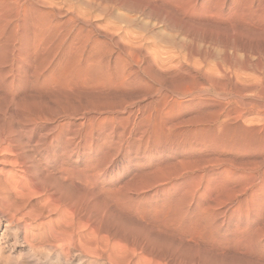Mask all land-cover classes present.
Masks as SVG:
<instances>
[{
	"label": "rangeland",
	"instance_id": "1",
	"mask_svg": "<svg viewBox=\"0 0 264 264\" xmlns=\"http://www.w3.org/2000/svg\"><path fill=\"white\" fill-rule=\"evenodd\" d=\"M25 1L22 0V2H25ZM52 1L53 2L55 1L54 2L55 6L61 5L60 7H61V11L63 13L62 14L63 18H62V16H61V18L60 17L58 18V20H60V22L66 21L67 20L66 17H68V18H69V16L71 17L73 11H74L75 15H79L80 18H78V19L80 22L83 21L82 19L85 18V15L88 16L90 14V11L86 9L85 5L84 6L82 5V8H81V4L82 3L84 4V2H83L84 0H77V1L76 0H70L71 5H69L70 4L69 0H65L66 5H68V7H70V9L69 8L67 9L68 11L64 9L67 7L64 3L65 1H63V0H58L59 2L56 0H52ZM214 1L215 2L217 1L218 3L217 2L215 3ZM192 2L196 3L195 4L196 10H194L196 12L191 11L192 14L188 13L190 18L194 16L192 18L193 23L190 22L191 25H194V27H192L193 29H191V32H192V35H194V36L198 35V36L194 37V39H193V36L190 35L189 36L190 39L188 38V41L184 38L185 36L183 37L182 34L176 32V31H170L167 28V26H165V25L153 24L148 19H145V18L141 19L142 17H140V15H138V14L124 11V10L120 9L118 6L113 7L110 3H107V2H105L103 5H104V7L108 6L109 12L107 11L106 15H104L103 18L101 15L97 17L98 13H96V12H93L94 16L93 15L90 16V22L92 21L91 23H92L93 27L96 26V29L94 30L95 37H97L100 41H102L101 46H102L104 51L117 49V43H118V44H120V46H122L121 49L138 50L140 53V62L142 64V66H140L141 69L138 73V76L141 80V83L138 84L139 87L137 85H136V87L138 89H140L141 91L142 90H144V91H142V93H139L140 90L138 91L137 88L136 89L138 92L135 91L136 90L135 88H131V89H129V90L127 89V90L129 92H131L130 93L131 97L133 95L134 98L133 97L131 98L130 94L127 95L128 97L126 96V97H123L122 99H119V98H118V100L116 99V102H115V99L109 98L108 101L111 103H114V108H116V111H114L115 115H117V118L120 116V117H123V119L124 118L126 119V117L128 116L127 114L129 113V110L138 109L139 110L138 116L140 115L141 117L139 116L137 121H140L144 118H145L144 120H146L148 117L147 120H149V121L143 120L142 123L145 124L144 122H146L148 124L147 126H150L149 124H151V126L149 127V128H151L150 130L157 129V133L160 135L158 136V134H154V133L150 134V132H148L149 134L147 133L148 135L146 134V136L143 137L141 143L138 142V144H137L136 141L133 140L134 136H132V134H131L132 125L130 127L129 125L131 123H127V124H125V126L126 125L127 126L126 127L124 126L126 128V135L123 136L124 138L122 139L120 137V139H119V137L116 135V133H117V131H116L114 133L116 136L113 137L114 139L110 140L111 143L109 142L110 143L109 145L108 144L104 145L107 147H104L103 144L96 145L97 142H96V144H94L90 148H88V146L86 144H82V146L80 148L81 151L76 152V154L75 153L73 154V165H72L73 166V174H72V176L73 175L74 176L73 177L71 176L72 178H70V179H72L73 181L71 180L70 182L74 183V186H73V184H72V186L76 187V188H74V189L72 188L73 189L72 190L69 186H66V184L68 185L67 181H59L60 182L59 185L62 184L61 187H63V188H61V189L59 188L60 191L58 190V192L56 190L53 191L54 195L57 194L56 195L57 197L55 196V198H57V199L58 198L60 199L61 195L66 196L67 193L65 190H67V192L69 191V193H70V194L68 193V195H67V196L70 195L69 198L67 199V201H69V202L65 201L66 200L65 196H63L64 199H63V197H61L64 200V202L62 199H60L58 201V203L61 202L58 205L60 207V209L62 208V206H64L63 209H61L62 212H61V210L53 211V213L49 212L48 209L45 208L46 206L44 205V204H46V201H47L45 199L44 195L42 197L30 196V197H26V198L25 197L21 198V197H17L14 192H10V190H8L9 191L8 195L11 197L10 200L13 201V203L15 204V206H17V208L19 209L20 212H22L23 210L27 211V209L29 208L28 210L29 211L32 210L30 212L33 215H35L37 213H40V214L44 213L43 215L46 216V217H44L46 222H49L51 220L54 221V220L58 219L59 214L61 215V213H62V215L64 213L65 218H69V220L73 219L72 221L73 222L75 221L74 223L76 224L77 237L74 240V243L72 245H70L68 243L69 241L61 240L59 242L60 239L59 240L56 239L57 240L56 241L55 239L53 240L50 237L47 238L46 236H44L43 231H41V233L37 236V238L35 240H32V243L30 244V245H32L34 243L33 245H35V246H33V245L30 246L29 243H27V245H26L25 238H24V231H25L24 227L20 228L22 230V232L19 233L20 239L16 240V236H14L15 234L13 232H9L8 235H5L6 220L10 219L9 217H11L12 213L15 214V212H14L15 210L9 211L6 209V207H4V208L0 209V239L2 238V234H4L3 239L0 240V242H1L2 251L4 252L5 255L12 257V255L15 254L14 255L15 257H13L12 260H15L16 257L20 255L19 256L20 259H18V261H21V262L27 261L28 264H136V263L137 264H140V263L141 264H145V263L146 264H155V263L156 264H158V263L159 264H264V218H263L264 214H262V211L264 213V210L262 207L257 205L258 204L257 202H254V201H256V198H254V197L257 196V195H254V194H257L255 192L257 190V185H264V181H263L264 180V157L258 151L259 150L258 149L259 144H261V142H262V141H259V140H261L260 135L263 134V130H264V89H263V87H264V71H263L264 70V48H263L264 47V36H263L264 35V0H223L222 2H221V0H213V1L212 0H194V1L192 0ZM108 4L110 5V7ZM74 5L77 7H75ZM209 5L210 6L214 5V7L211 6V9H210ZM60 7H58V8H60ZM74 8L76 9V11ZM206 8H207V11H205ZM78 9H80V13L83 12V13H81V16H80V13H78L79 12ZM216 9L218 10L217 11L218 13L215 11ZM69 12H71V13H69ZM209 12H210V14H208ZM213 12H216L217 15L214 14V16H213ZM84 13H85V15H84ZM204 14L206 15L207 19H206ZM260 14H262V16ZM211 15L213 16L214 19L212 18ZM218 15H219V17L215 18V16H218ZM64 16H66V17H64ZM209 16L211 17V19L209 18ZM119 17H120V19H119ZM95 18H96V20H95ZM97 18H99V19H97ZM198 18H199V21H197ZM106 19L109 20V22ZM208 19H209V24L211 26L207 22ZM113 20L115 21V23L113 22ZM216 20L220 23V25ZM210 21L211 22L214 21V23H213L215 25L214 30L212 28L213 25ZM196 22H198V24H197L198 26L196 24H194ZM103 23H104V25H103ZM121 23H123V24H121ZM204 23L208 24V25L206 26V25H204ZM227 23H230L229 24L230 27L228 26ZM101 24L103 25L104 28H105V26H107L106 28L108 30H106L104 28L102 29ZM79 25H82V23H80ZM100 25H101V27H100ZM115 25L117 27L120 25L119 29L116 28ZM123 25H124V27H123ZM232 25H234V26H232ZM113 26H115V27H113ZM121 26L124 28V31H123V28ZM197 27H199V28H197ZM246 27H248L249 29H247ZM245 28H246V30H245ZM148 29H150V30H148ZM205 29L207 30V32ZM234 29H236V30H234ZM253 29L257 30V34L255 32L256 30L254 31ZM111 30H112V32L117 31V34L112 33ZM135 30H137V31H135ZM258 30L260 32L259 34H258ZM196 31L203 33V34H200L197 32V35H196ZM213 31H215L214 35H213ZM244 31L246 32V34L249 31H252V32H249L248 36L249 35L250 36L246 37V34ZM67 32H68L67 30H64L65 34H63V36L67 35ZM110 32H111V34H110ZM164 32H165V34H164ZM216 32H218V35H215ZM221 32L223 34H221ZM253 32H255V33H253ZM74 33H75V29L72 31V34H74ZM109 34L111 35V37ZM251 34L252 35L254 34V36H252ZM232 35L235 36V40H236L235 42L233 39L234 37ZM238 36H242V37H238ZM65 37H68L67 38L68 42L72 41L71 39L74 38V40H75V38H76L74 36L72 37V35L65 36ZM133 37H134V39H133ZM181 37L183 40L181 39ZM201 37H203V38H201ZM211 38H213L214 40H212ZM162 39H164V40H162ZM258 39H259V41H258ZM183 41H184V43H183ZM236 42H237V44H236ZM226 43H228V44H226ZM239 43L241 44L242 47L245 46L246 49H245V47H244V49L242 47H238ZM164 44H165V46H164ZM233 44H234V46L236 44V47H237L236 49H233V48H235L234 46H232ZM223 45L225 47H228L230 45L231 46L225 49V47H223ZM179 46H180V48H179ZM181 46H182V48H181ZM231 47H233V48H231ZM189 51L192 52L193 56L192 55L190 56V54H188ZM225 51H226V54H225ZM168 53H169V55H168ZM182 54H184V55L182 56ZM216 55H218V56H216ZM160 57H162V58H160ZM168 57L170 59L169 62H168V60H169ZM224 57L226 58V60ZM69 58L70 57H66V60L70 61L72 59V58H70V59ZM147 58H149V60L151 61V63H152L151 67L152 68L150 67L151 69L149 68V70L147 69L144 71L143 67H146V66H144V65H146L144 60H146ZM165 59L166 60L168 59L167 62ZM196 59L199 61H197ZM163 60H164V62H163ZM186 61L188 63H186ZM162 62L165 64H163ZM179 63H180V66L178 65ZM191 63H192V65H191ZM197 63H198V66L196 65ZM153 65H154V67H153ZM161 65H163V67ZM208 67L210 69V72L208 70ZM220 67H221V69H220ZM205 68H207V69H205ZM212 68H214V69H212ZM234 69H235V71H237V72L240 71V72L237 73V72L233 71ZM212 70L214 72L216 71L215 72L216 75H215V73H211ZM186 72H187V74H186ZM220 73H222V74H220ZM25 74L27 75V76L25 75V81H26V77H27L26 82L28 84H30V83L31 84L28 85L25 82V83H22L23 85L21 84V86L18 88L19 90L17 92V97L19 95L21 97V98L19 97L20 99L17 100L19 107H16L17 109H11V111H9L10 112L9 113L8 111L4 110V108L6 106L5 102L7 103V101L5 99L4 100L0 99V106L3 105V106H1V109H0V114H1V116L3 115L2 118H0V122L2 121L3 124L0 123V126L1 125L5 126V127L10 126L9 125L10 122H13L15 120L13 123H11V126H13L12 128L16 127L15 130L18 129V127H21V128L25 127L26 129H35V130L37 129V131L34 130V133H35L34 136H24L22 138H24L25 141L23 139H20L19 143L20 144L23 143L24 144L23 146L26 147V149H23L24 152L30 154L31 156H33V154H35L34 157H35V159H37L36 160L37 163L43 165V166L41 165L39 168V171L41 173L44 170L43 171L44 173H42V177L44 176L45 173H46L45 174V176H46L47 173L51 174V172H52V174L54 173L53 174L54 176H56L58 174L57 171H59V169H58L59 167L57 166V164L54 163V157L59 155L60 153L64 152L63 149L65 148V145L64 144L59 145V144H57V142H54L53 145H50L49 148L47 146L46 147L40 146L42 144H39V143L44 138V135H45L44 132H46V130H49V129L51 130L52 128H54L55 123L59 122V120L61 121L62 118H65V117H63L64 115L70 116L71 112L74 114L75 117L72 115L69 117V119L71 121L73 120L72 122L74 123V125H71L70 127H71V129H76L77 127H79L78 126L79 123L82 122V120H81L82 117H84V116L88 117V116H90V114H92L91 116H93L94 113H96L93 110V107L98 104V101L96 99L92 98V96L88 98L87 96H84V95L81 96V98L77 97V99H79V100L76 99V101H78V102H76L74 100L76 97H73V96H69L67 102H66V99H62V98L57 99V97H55V95L53 93L42 91V89L39 88V83L37 82V80H34L35 79L34 77L30 76V73L28 74L25 72ZM211 74L213 76H211ZM217 75H219V77ZM212 77H214V78H212ZM215 77H217L218 79H216ZM194 78H195V81H194ZM208 78L209 79L212 78L211 80H213V79L216 80V82L214 80L213 81L210 80V82H213L214 85H213V83L208 82V80H209ZM245 79H247L248 81L247 80L245 81ZM192 81H193V83H192ZM180 82H182V83H180ZM216 83H218V84H216ZM33 84H35V85H33ZM24 85L25 86L27 85V87H25ZM178 85H179V87H178L179 89L177 88ZM248 85H249V87H248ZM180 86H181V88H180ZM250 86L251 87L254 86V87L251 88ZM36 87L39 90L41 89V91L37 90ZM192 87H193V89L196 87V88H198V90L194 89L191 92ZM245 87H247V88H245ZM24 88L25 89L27 88V89L25 90ZM30 88H32V90L35 89L34 91H36V92H34V93L31 92ZM181 89H182V91H181ZM185 89H187V91L188 92L190 91L191 93H188ZM27 90H28V92H30L29 94H28ZM131 90L132 91L134 90V91L132 92ZM200 90H202L201 93L198 92ZM1 92L4 93V94L1 93L2 96L4 95L3 97H6L5 94H7V93H5L4 91H1ZM43 92H44V94L46 93V96L43 94ZM197 92H198V94H202L203 96L205 95V97L207 96V98H206V101H204L205 103L203 102V104H197L195 106V103L190 102L189 100H190V97H192V95H194V94H197ZM238 93H240V94H238ZM21 94H22V96H21ZM33 94H35V95H33ZM40 94H43V95L40 96ZM183 94H185V95H183ZM30 95H32V97L35 96L34 100ZM36 95L39 96L38 99H37ZM135 95H137V96H135ZM164 95H167V96H164ZM24 96H25V98H24ZM138 97H140V99H138ZM164 97H166L165 99L167 100L166 105L164 103V101H166L164 99ZM42 98H44V99H42ZM48 98L51 100H47ZM91 98H92V100H90ZM130 98L132 99L131 101L127 100ZM161 98L164 99L162 102H161V100H162ZM21 99H23V100H21ZM30 99H32V101H29ZM35 99L38 100V101L36 100L37 103L35 102ZM45 99H46V101H44ZM82 99H86V100H82ZM87 99L89 101H92L90 104L91 107L87 106L88 105L87 102H89V101H87ZM171 99H173V103H172ZM208 99H210V100H208ZM57 100H58V102H56ZM120 100H123V101H120ZM71 101H72V103H70ZM80 101L81 102L83 101L82 104L84 102H86V103H84L82 105ZM96 101H97V103H95ZM176 101H177V103H178V101L179 102L184 101L186 103H184V105H183L184 107L181 106V109H179L180 107H178V109H177ZM41 102H43V103H41ZM47 102H49V103H47ZM44 103H47V104H45L44 106L41 107V105H43ZM66 103H68V104L66 105ZM76 103H77V105H76ZM128 103L130 106L127 105ZM169 103H172V104L175 103L176 107L173 105V108L175 107V111L173 112V116L171 115V111L174 110L172 107H171L172 109H171L170 113L168 112L169 116L170 115L172 116V117L170 116L171 117L170 120L172 121V125H173V127L169 126L170 128L168 131V129H166V130L163 129L164 119L162 118V116H163L162 110H163V108H165L164 105L169 106ZM172 104H170V105L172 106ZM22 105H25V116L23 114L24 111L21 108ZM37 105H39V107H41V109H38ZM161 105H162V107H161ZM34 106H35V108H34ZM124 107H126L125 111L121 110ZM32 108L37 109V110L36 111L34 110V112H33ZM70 108H71V110L73 109V111H71ZM85 108H87V109L85 110ZM139 108H142V109H139ZM153 108H155V109L153 110ZM50 109H52V110H50ZM64 109H66V110H64ZM83 109L85 111H82ZM38 110H41V111L43 110L42 111L43 113H41V111H38ZM68 111H71V112H68ZM150 111H152V112H150ZM76 112H78V113H76ZM142 112H144L145 114H143ZM195 112H196V116H194ZM200 112L202 113V115ZM207 112H208V114H207ZM8 113H9V115H7ZM16 113H18L19 115ZM20 113H21V116L23 115V118L26 117L25 119H27V115H31V116L33 115L34 116L36 114L38 116V113H40V114L38 116L39 118L36 115L34 116V119H36V123H33V124L30 123L31 124L30 125L29 123H26L25 119H23L20 116ZM174 113H176L177 116H175ZM204 113H205V115H204ZM4 114H5L6 119H4ZM10 114H12V115H10ZM146 114L147 115L150 114V117L149 116L144 117V115H146ZM198 114L200 115V117ZM212 114H215L216 117L217 116L218 117L217 118L213 117ZM41 115H43V116H41ZM44 115L46 116L45 121L43 120V118H45ZM54 115L57 117L56 119H55ZM58 115H59V117H58ZM79 115H81V116L79 117ZM8 116H10L11 118ZM15 116H17V117H15ZM151 116L153 118H151ZM155 116L159 117L160 120L158 121L159 118H156ZM189 116H190V118H189ZM209 116H211V117H209ZM53 117H54V119H53ZM175 117H176V120L173 121V119H175ZM193 117H195V118H193ZM202 117H204L203 118L204 120H206L208 118L210 119L212 117L214 119L216 118L217 120L211 119V121L214 120L213 123L211 121H208L209 119L206 120L207 122H204ZM7 118H10L9 119L10 121ZM21 118H22V120L25 121V122L23 121L24 122L23 124H22V122L19 123V121H21L20 120ZM139 118H141V119L139 120ZM190 119H192L191 122L194 120L195 121L197 120L196 121L197 123L194 122L193 123L194 126L191 124V122H190V124H188ZM50 120H51V122H50ZM198 120L201 122H204V123H201ZM8 121H9V124H8ZM178 122H181V124L179 123L180 126L175 129L176 125L174 126V123L175 124L177 123V126H178L179 125ZM182 122H184V123H182ZM254 123H256V124H254ZM162 124H163V126H162ZM182 124H183V126H181ZM196 124H197V126H196ZM210 124L213 127L215 126L217 128L216 132H215L217 134H215V133L213 134V132L211 133V129H208L210 127L212 128V126ZM218 124H221L219 128L217 127ZM222 124L225 126H222ZM156 125H157V127H156ZM153 126L155 128H152ZM195 126L198 128L197 132L199 135L197 134V132L195 135V131L197 129ZM206 126H208L207 129H205ZM193 127H194V129H193ZM80 128H81V126L77 129H79L80 131H85V127L83 125H82V128L81 129ZM178 128H180L179 129L180 132H179V130L177 131ZM246 128H248L249 131ZM159 129H162V130H159ZM190 129H192V130H190ZM200 129H202L201 131L208 130V131L203 132V134H206V133L207 134L203 135L201 133ZM163 133H165L164 136L162 135ZM167 133L170 136L166 135ZM172 133L175 135L177 134L176 135L177 137L175 135L173 136ZM178 133H180V134H178ZM189 133H192L193 135L189 134ZM153 134H154L153 139L156 138L157 140L156 139L152 140L151 135H153ZM187 134H189V135H187ZM200 134L202 136H200ZM212 134L216 137L219 136L220 138L218 137L219 138L218 139V138L214 137L215 141H212V142L201 140V139H208L209 140ZM179 135H180V137L178 138ZM190 135L191 136L195 135L196 137H198L197 141H196L195 136L192 138V137H190ZM165 136L167 138H165ZM187 136H188V138H185ZM258 136H259V138H258ZM189 137L191 138L192 142L190 141ZM171 138L173 140H171ZM183 138L185 139L184 143H183ZM144 139L145 140L148 139V140L145 141ZM165 139H166V142H164ZM188 139H189V141H188ZM160 140L164 144H162L160 142ZM21 141H23V142H21ZM27 141L28 142L30 141V142L28 143ZM121 141H122V143H121ZM151 141L153 142V144ZM154 141H156V142L158 141L160 146L158 143L155 144ZM176 141L179 143H177ZM180 141H181V143H180ZM186 141H187V143H185ZM134 142H135V144H134ZM196 142L199 143V145L195 144ZM205 142L208 143V145H203V144H205ZM216 142L220 145H218ZM256 142L258 143V145ZM37 143H38V145H37ZM124 143H126V144L124 145ZM131 143H133V144H131ZM142 143L145 144V146H143ZM169 143H170L171 147H169ZM247 143H249V144H247ZM31 144H33V145L31 146ZM111 144H112V146H111ZM154 144L156 145V147H154L155 146ZM189 144H191L193 149L191 146H189ZM224 144L228 145L229 147L231 146L232 148L234 146H237L238 144H239V146H242V147H238L239 150L237 147H234L233 148L234 150L230 147L232 149V151L228 152V151H226V149H228V150H231V149L228 146L226 147V145L224 146ZM243 144H245V146ZM246 144L248 146H246ZM25 145H27V146H25ZM157 145L159 146V149H158ZM210 145H212V146H210ZM255 145H257L258 147ZM113 146H116L117 148L116 147L114 148ZM209 146H210V150L208 149ZM243 146H244V149H243ZM31 147H34L35 149L34 148L32 149ZM94 147H95V149H94ZM100 147H102V148H100ZM149 147H150V149H149ZM202 147H204V148H202ZM225 147H226V149H225ZM205 148H207V149H205ZM254 148L257 151H255ZM214 149H215V151H214ZM252 149H253V151H252ZM56 150H57V152H56ZM89 150H91V151H89ZM182 150H183V152H182ZM216 150L219 153L216 152ZM163 151H164V153H163ZM210 151H211L212 155L210 154ZM243 151H245L246 154L243 153ZM82 152H83V154H86L87 156L83 157ZM150 152H152V153H150ZM217 153L219 154V156ZM36 157H38V158H36ZM52 158H53V160H52ZM178 160L180 161L181 164L183 162H188V163L187 164L184 163V166H182V165H180V163H178ZM40 161H41V163H40ZM85 163H87V164H85ZM175 163H177V164H175ZM206 164H208V165H206ZM172 165H173V167H172ZM170 166H171V168H170ZM180 166H182V169H179V168H181ZM199 166H200V168H198ZM0 167L4 168L5 170L6 169L11 170L12 169L11 167L5 166L4 164H0ZM42 167H43V169H42ZM87 167H90V168L87 169ZM161 167H162V171H164V169H165V171H164L165 175L164 174L162 175L163 178L166 177L168 179L170 176L172 178L170 177L171 180H169L170 178L168 180L165 178L164 179L162 178L164 180V182L162 179L161 180L159 179L162 183L156 184L154 186V182L158 183V181H157L158 176L160 177V174L162 171L160 172L159 175L158 174L156 175L157 179H155L156 177H154L155 173L156 172L159 173ZM175 167H178V168H175ZM195 167H197V168H195ZM44 168H48L49 170L48 169L46 170ZM173 168H175V169H173ZM85 169H87L88 174L92 175L91 176L92 182H90L91 185L89 188L84 187V184H83L84 183V181H83L84 176L82 174L80 175V173H79V171L85 170ZM155 169H156V171H155ZM158 169H159V171H158ZM229 169H231L232 172L234 171L233 172L235 175L234 177L232 176L230 178L229 175L227 176V174H225L226 170H229ZM166 170H168L167 172L171 171L170 172L171 174L170 175L168 173L166 174ZM175 170L176 171L178 170V172H176ZM182 170H184V171H182ZM47 171H49V172H47ZM76 171L79 174H76L75 173ZM150 171L151 172L153 171L154 175L150 174L151 173ZM174 171H175V174L173 175L172 172H174ZM40 172H39V175H41ZM164 172H162V173H164ZM235 172H236V174H235ZM178 173H180V174H178ZM176 174H178L179 176ZM201 174H202V177H201ZM167 175H169V177H167ZM175 175L177 176V178ZM75 176H76V178H75ZM80 176H81V179L79 178ZM180 177H182V179H180ZM197 177H199V178H197ZM40 178H41V176H40ZM144 178H148L146 180L147 182L143 181ZM194 178H195V180H194ZM206 178H209V179H206ZM220 178L223 179L224 182ZM232 178H234V180H232ZM246 178L248 179V181L251 180L250 182H252V179H253L254 184L246 187L248 185V183L251 184L250 182L247 181ZM1 179H4V178L1 176L0 180ZM151 179H153V180H151ZM172 179H174L175 181ZM190 179H192V183L194 185V186H192L194 189H192V187L191 188L189 187L191 191L189 189H187L188 187L185 188V184H187L186 186H191L190 185L191 184ZM212 179H213V181H212ZM244 179L246 180V184H245ZM184 180H187V181H184ZM196 180H198V181L196 182ZM1 181H3V180H1ZM141 181L145 182V183L141 184ZM194 182H196V183H194ZM217 182H219V183L217 184ZM222 182H223V185L225 184L224 186L222 185ZM243 182H244V185H243ZM213 183H214V185H213ZM165 184H168V185H165ZM196 184L200 185V186L197 187ZM207 184L209 187L207 186ZM80 185H82V187ZM144 185H147L148 187L145 186V187H143L144 189H142V186H144ZM218 185H221V189H220V186H218ZM239 186H240V190H239ZM128 187H130V188H128ZM160 187H161V189H160ZM202 187H204V189ZM214 187L217 190H215ZM218 187L220 190L218 189ZM225 187H227V188H225ZM162 188H163V190H162ZM195 188H196V190H195ZM63 189H64L65 194H62V193H64L63 191H61ZM82 189H84V190H82ZM138 189L140 190V192L137 191ZM154 189H157V190L155 191ZM205 189H207V190H205ZM213 189L215 191H213ZM221 190L223 192H221ZM235 190L236 191L239 190L240 192L238 191L236 193ZM107 191H108V193H106ZM253 191H254V193H253ZM151 192H153V193H151ZM84 193L86 194V196ZM59 195H60V197H59ZM109 195H110V197H109ZM216 195H218V197H216ZM72 198H76L75 199L76 201L73 199V202H75L74 204H76V206L75 205L72 206L73 202H70V200H72ZM216 198H218L217 200H219V201H217ZM44 199H45V201H44ZM82 199H85V200H82ZM250 199H251V201H250ZM61 204H63V205H61ZM31 206L34 209H32ZM64 208H65L66 212L64 211ZM254 208H256V209H254ZM3 210H5V211H3ZM147 212H149V213H147ZM171 212H173V213H171ZM259 212H261V213H259ZM147 214H149V215H147ZM18 216H21V215H18ZM148 216H151V217L154 216V217L150 218ZM201 216H202V218H201ZM157 217H158V219H157ZM153 219H155L156 221ZM66 220H68V219H66ZM200 220H201V222H200ZM152 221H154V222H152ZM201 224H202V227H201ZM18 225L24 226L23 223L19 224V222H15L13 224L14 227H16ZM54 226H55V224H54ZM98 226H99V228H98ZM89 231H90V233H89ZM208 232H209V234H208ZM261 232H263V233H261ZM190 236H192V237H190ZM252 236H253V238H252ZM87 237H89V239ZM61 242H63V243H61ZM169 242H170V244H169ZM152 244H154V245H152ZM194 244H195V246H194ZM150 246H151V248H150ZM165 246H166V249H165ZM31 247H34V250L30 251ZM186 247H188V248H186ZM13 248H15V250H13ZM124 254H125V256H124ZM32 256H34L35 258L33 257V259H31ZM13 262H15V261H13ZM16 264H19V262H17Z\"/></svg>",
	"mask_w": 264,
	"mask_h": 264
},
{
	"label": "bare ground",
	"instance_id": "2",
	"mask_svg": "<svg viewBox=\"0 0 264 264\" xmlns=\"http://www.w3.org/2000/svg\"><path fill=\"white\" fill-rule=\"evenodd\" d=\"M22 2V0H0V99H5L7 101V103L5 102L6 106L4 108V110L6 111H11V109H17L16 107H19L18 106V103H17V100L20 99V95L17 97V92H18V88L21 86L22 83H25L27 81V77H26V81H25V72L26 73H30V76L34 77L35 79L34 80H37V82L39 83V88L42 89V91H46V92H50V93H53L55 95V97H57V99H66V102L68 101V98L69 96H73V97H76L74 100L76 101L77 97L78 98H81V96H87L88 98L92 96V98L96 99L98 101V104L96 106L93 107V110L96 112L94 113L93 116H91L92 114H90V116L88 117H82L81 120H82V124L79 123V127L81 126L82 128V125L85 127V131H80L79 127H77L76 129H71V125H74V123L69 119V117L72 115L74 116V114L71 112L73 111V109L70 110L71 111H68V112H71L70 113V116H63L65 118H62V120L57 123H55V126L54 128H52L51 130H46L45 135H44V138L40 141L39 144H42L40 146H47L48 148L50 147V145H53L54 142H57V144L61 145V144H64L65 145V148L63 149L64 152L63 153H60L59 155L55 156L54 157V163L57 164V166L59 167V171H57V175L54 176L51 172L50 173H47V177H42V173H44L42 171V173L39 171V168L42 164H39L37 163V159H35L34 155L31 156L30 154L24 152L23 149H26V147H24L23 143L20 144V139H23L22 137L24 136H34V130L35 129H26L25 127H18V129L15 130V128H12L13 126H11V123L13 122H10L9 124V119L11 118H7L9 121H8V124L11 126H0V164H4L5 166H9L11 167L12 169H4V168H1L0 167V177L2 176L4 179H1L3 181L0 180V209L6 207L7 210H15V214L12 213L11 214V217H9L10 219H7L6 220V227H5V235H8L9 232H13L16 236V240L17 239H20L19 238V233L22 232V230L20 229L21 227H24L25 228V231H24V238H25V242H26V245L27 243H29V245L32 243V240H35L37 238V236L41 233V231H43L44 233V236H46L47 238L50 237L51 239H57L59 240V242L61 240L63 241H69L68 243L70 245H72L74 243V240L76 239L77 237V233H76V224L72 221L73 219L69 220V218H65L64 216V213L62 215L59 214V217L58 219L54 220V221H49V222H46L45 221V218L46 216H44L43 214H40V213H37L35 215H33L30 211L32 210H28L25 211L23 210L22 212L19 211V209L17 208V206H15V204L13 203V201H11V197L8 195V190H10V192H14L15 195L17 197H30V196H40L42 197L43 195L45 196V199L47 200L46 201V204H44L48 209L49 212L53 213V211H57V210H61L63 209L64 206H62V208L60 209V207L58 206L60 203H58V201L60 199H62L61 197L65 196V195H59L60 199L58 198H55V196L57 195H54V190H56L58 192L59 188H63L61 187L62 184L59 185V181H67L68 185L66 184V186H69L71 189L73 188H76V187H73L74 186V183L70 182L72 179L73 176V154L76 152H80V148L82 146V144H86L88 146V148L92 147L94 144H97L96 145H99V144H103L106 145V144H110L111 143V139H114L113 137L114 136H118L119 139L120 137L123 139L124 135H126V126L125 124L127 123H131L129 126L131 127L132 125V128H131V134L133 137V140L136 141V143L138 144L141 143L142 139L144 136H146V134L148 132H150V134L154 133V134H158L157 133V129H152L150 130L151 128H149L151 126V124H149L150 126H147L148 124L146 122H144L145 124H143V120L145 119H142L140 120L141 118H139L140 121H137L138 117V113H139V110L138 109H131L129 110V113L127 114L128 116L126 117V119L123 117H118L117 118V115H115L114 111H116V108H114V103H111L109 102V98L111 99H115V102H116V99L118 100L119 99H122L123 97H126L127 95H129L131 92H129L128 90L131 89V88H137L136 85L138 86L139 83H141V80L138 76V73L140 71V66H142L141 62H140V53L138 50H128V49H121L122 46H120V44L117 43V49H112V50H106L104 51L101 44H102V41H100L97 37H95V34H94V30L96 29V26L93 27L92 25V21L90 22V16L93 15V12H96L98 13L97 14V17L98 16H103L106 15L107 11L109 12L108 10V6H105L104 7V3L107 2V3H110L113 7L115 6H118L120 9L124 10V11H127V12H132V13H135V14H138L140 15V17H142L141 19L145 18V19H148L149 21H151L153 24H161V25H165L167 26V28L170 30V31H176L180 34H182V36L188 41V38L190 35H192V32H191V29H193L192 27H194V25H191V23H193V17L190 18L189 14L188 13H191V11H194L196 10V6H195V2L193 3L192 0H84V4L82 3L81 4V8H82V5L86 6V9L90 11V14L88 16L85 15V18L82 19L83 21H79L78 18L79 15H75L74 11L72 13V16L69 18H67L66 21L64 22H60V20H58V18L62 16V11H61V5L60 6H55V1L53 2L52 0H24L25 2ZM58 1V0H56ZM65 1V0H63ZM70 1V0H69ZM77 1V0H76ZM194 1V0H193ZM213 1V0H212ZM223 0H221L222 2ZM59 2V1H58ZM62 2V1H61ZM79 2V1H78ZM82 2V1H81ZM215 2V1H214ZM217 2V1H216ZM215 2V3H216ZM220 2V1H219ZM65 5H66V1L64 2ZM71 5V1L69 2ZM218 3V2H217ZM60 4V3H59ZM77 4V3H76ZM75 4V5H76ZM250 4V3H249ZM74 5V6H75ZM109 5V4H108ZM204 5V4H203ZM224 5V4H223ZM67 7L64 8L65 10H67L68 8L70 9V7H68V5H66ZM210 6V5H209ZM212 7H214V5H211ZM211 6H210V9H211ZM219 6V5H218ZM60 7V8H58ZM72 7V6H71ZM77 7V6H75ZM79 7V6H78ZM110 7V5H109ZM249 7V6H248ZM73 8V7H72ZM71 8V9H72ZM80 8V7H79ZM118 8V9H119ZM199 8V7H198ZM208 8V7H207ZM207 8L205 11H207ZM63 9V8H62ZM75 9V8H74ZM213 9V8H212ZM215 9V8H214ZM219 9V8H218ZM68 11V10H67ZM71 11V10H70ZM76 11V9H75ZM79 11V12H78ZM78 13H80V9H78ZM111 11V10H110ZM114 11V10H113ZM112 11V12H113ZM204 11V10H203ZM204 11V12H205ZM210 11V10H209ZM216 12L218 11L217 9L215 10ZM119 12V11H118ZM117 12V13H118ZM196 12V11H194ZM216 12H213V16L214 14H216ZM67 13V12H66ZM71 13V12H69ZM77 13V14H78ZM83 13V12H81ZM81 13H80V16H81ZM218 13V12H217ZM74 14V15H73ZM123 14V13H122ZM126 14V13H125ZM124 14V15H125ZM195 14V13H194ZM210 14V12L208 13ZM220 14V13H219ZM263 14V13H262ZM262 14H260L262 16ZM65 15V14H64ZM116 15V14H115ZM203 15V14H202ZM205 15V14H204ZM118 16V15H117ZM120 16V15H119ZM122 16V15H121ZM212 16V15H211ZM212 16V18H213ZM241 16V15H240ZM243 16V15H242ZM106 17V16H105ZM108 17V16H107ZM111 17V16H110ZM206 17V15H205ZM216 17H219L218 16H215ZM246 17V16H245ZM257 17V16H256ZM63 18V16H62ZM100 18V17H99ZM97 18V19H99ZM125 18V17H124ZM209 18L211 19V17L209 16ZM101 19V18H100ZM116 19V18H115ZM120 19V17H119ZM123 19V18H122ZM205 19V18H204ZM207 19V17H206ZM205 19V20H206ZM214 19V18H213ZM94 20V19H93ZM96 20V18H95ZM107 20V19H106ZM118 20V19H117ZM243 20V19H242ZM104 21V20H103ZM109 22V20H107ZM106 21V22H107ZM126 21V20H125ZM154 21V22H153ZM199 21V18L198 20ZM201 21V20H200ZM204 21V20H203ZM217 21V20H216ZM215 21V22H216ZM94 22V21H93ZM113 22L115 23V21L113 20ZM119 22V21H118ZM121 22V21H120ZM132 22V21H131ZM191 22V23H190ZM208 24H209V19H208ZM211 22V21H210ZM218 22V21H217ZM80 23H82V25H79ZM101 23V22H100ZM212 25H213V30H214V21L211 22ZM219 23V22H218ZM111 24V23H110ZM123 24V23H121ZM129 24V23H128ZM194 24H198V22L194 23ZM208 24H205L204 25H208ZM217 24V23H216ZM228 26L230 27V23H227ZM226 24V25H227ZM99 25V24H98ZM97 25V26H98ZM102 25V24H101ZM100 25V27H101ZM104 25V23H103ZM102 25V29L104 28ZM106 25V24H105ZM108 25V24H107ZM113 25V24H112ZM210 25V24H209ZM220 25V23H219ZM218 25V26H219ZM116 26V25H115ZM113 26V27H115ZM120 26V25H119ZM119 26L116 28L119 29ZM198 26V25H197ZM211 26V25H210ZM223 26V25H222ZM227 26V27H228ZM234 26V25H232ZM107 26H105L104 29L108 30L106 28ZM112 27V26H111ZM122 27V26H121ZM120 27V28H121ZM124 27V25H123ZM122 27V28H123ZM150 27V26H149ZM236 27V26H235ZM110 28V27H109ZM115 28V29H116ZM196 28V27H195ZM199 28V27H197ZM217 28V27H216ZM224 28V27H223ZM247 29H249L248 27H246ZM245 28V30H246ZM257 28V27H256ZM75 29V33L72 34V31ZM100 29V28H99ZM111 29V28H110ZM114 29V28H113ZM139 29V28H138ZM142 29V28H141ZM147 29V28H146ZM152 29V28H151ZM251 29V28H250ZM260 29V28H259ZM64 30H67V35L65 36H69V35H72V37H76L75 40L74 38L71 39L72 41L68 42L67 38L68 37H65L63 36L64 33ZM117 30V29H116ZM115 30V31H116ZM127 30V29H126ZM132 30V29H131ZM150 30V29H148ZM204 30V29H203ZM206 30V29H205ZM217 30V29H216ZM221 30V29H220ZM236 30V29H234ZM252 30V29H251ZM254 30V29H253ZM256 30V29H255ZM254 30V31H255ZM262 30V29H261ZM260 30V31H261ZM98 31V30H97ZM103 31V30H102ZM110 31V30H109ZM108 31V32H109ZM118 31V30H117ZM117 31L116 32H111L112 33H116L117 34ZM123 31H124V28H123ZM137 31V30H135ZM212 31V30H211ZM107 32V33H108ZM110 32V34H111ZM122 32V31H121ZM197 32L196 31V35H197ZM207 32V30H206ZM214 32L213 31V35H214ZM219 32V31H218ZM218 32L215 33V35H218ZM230 32V31H229ZM245 32V31H244ZM249 32H252V31H249ZM248 32V33H249ZM256 34H257V30L255 31ZM253 32V33H255ZM71 33V34H70ZM126 33V32H125ZM200 33V32H198ZM211 33V32H210ZM248 33L246 34V37L248 36ZM259 30H258V34H259ZM109 34V35H110ZM165 34V32H164ZM200 34H203V33H200ZM209 34V33H208ZM212 34V33H211ZM210 34V35H211ZM221 34H223L221 32ZM263 34V33H262ZM114 35V34H113ZM119 35V34H118ZM205 35V34H204ZM252 35V34H251ZM169 36V35H168ZM193 36V39L194 37H197V36ZM191 36V37H192ZM201 36V35H200ZM208 36V35H207ZM233 39H234V42L236 41L235 40V36L232 35ZM250 36V35H249ZM248 36V37H249ZM254 36V34L252 35ZM264 36V35H263ZM95 37V38H94ZM111 37V35H110ZM122 37V36H121ZM217 37V36H216ZM222 37V36H221ZM238 37H242V36H238ZM71 38V37H70ZM117 38V37H116ZM203 38V37H201ZM219 38V37H218ZM106 39V38H105ZM119 39V38H118ZM134 39V37H133ZM171 39V38H170ZM182 39V37H181ZM184 39V40H185ZM190 39V38H189ZM192 39V40H193ZM212 40H214L213 38H211ZM257 39V38H256ZM164 40V39H162ZM169 40V39H168ZM173 40V39H172ZM183 40V39H182ZM203 40V39H202ZM217 40V39H216ZM227 40V39H226ZM229 40V39H228ZM259 41V39H258ZM179 42V41H178ZM197 42V41H196ZM221 42V41H220ZM184 43V41H183ZM218 43V42H217ZM232 43V42H231ZM112 44V43H111ZM204 44V43H203ZM222 44V43H221ZM228 44V43H226ZM237 44V42H236ZM236 44L234 46V44L232 46H234L235 48L233 49H236ZM188 45V44H187ZM218 45V44H217ZM239 45V46H238ZM237 46L238 47H242L241 44L239 43ZM247 45V44H246ZM165 46V44H164ZM185 46V45H184ZM210 46V45H209ZM227 46V45H226ZM231 46V45H230ZM228 46V47H230ZM203 47V46H202ZM223 47H225L223 45ZM228 47H225L228 48ZM245 47V46H244ZM244 47H242L244 49ZM151 48V47H150ZM180 48V46H179ZM182 48V46H181ZM189 48V47H188ZM193 48V47H192ZM264 48V47H263ZM156 49V48H155ZM160 49V48H159ZM176 49V48H175ZM246 49V47H245ZM179 50V49H178ZM221 50V49H220ZM153 51V50H152ZM163 51V50H162ZM183 51V50H182ZM191 51V50H190ZM188 54H190V56L192 55V52H190ZM151 52V51H150ZM160 52V51H159ZM172 52V51H171ZM174 52V51H173ZM235 53V52H234ZM186 54V53H185ZM194 54V53H193ZM225 54H226V51H225ZM162 55V54H161ZM169 55V53H168ZM167 55V56H168ZM184 54H182L183 56ZM200 55V54H199ZM242 55V54H241ZM255 55V54H254ZM188 56V55H187ZM193 56V55H192ZM195 56V55H194ZM218 56V55H216ZM66 57H70L72 58L70 61L66 60ZM163 57V56H162ZM160 57V58H162ZM166 57V56H165ZM171 57V56H170ZM175 57V56H174ZM177 57V56H176ZM205 57V56H204ZM230 57V56H229ZM69 58V59H70ZM183 58V57H182ZM189 58V57H188ZM195 58V57H194ZM221 58V57H220ZM225 58V57H224ZM250 58V57H249ZM261 58V57H260ZM169 59V57H168ZM167 59V60H168ZM173 59V58H172ZM200 59V58H199ZM207 59V58H206ZM166 60V59H165ZM166 60V62H167ZM197 60V59H196ZM226 60V58H225ZM146 65V67H143L144 68V71L145 70H149V68L152 66L151 64V61L149 60V58H147L146 60H144ZM170 61V59L168 60V62ZM174 61V60H173ZM184 61V60H183ZM195 61V60H194ZM199 61V60H197ZM161 62V61H160ZM164 62V60H163ZM162 62V63H163ZM172 62V61H171ZM186 63H188L186 61ZM194 63V62H193ZM196 63V62H195ZM216 63V62H215ZM223 63V62H222ZM221 63V64H222ZM228 63V62H227ZM165 64V63H163ZM177 64V63H176ZM204 64V63H203ZM217 64V63H216ZM220 64V63H219ZM241 64V63H240ZM157 65V64H156ZM180 66V63L178 64ZM192 65V63H191ZM198 66V63L196 64ZM208 65V64H207ZM214 65V64H213ZM239 65V64H238ZM237 65V66H238ZM256 65V64H255ZM163 67V65H161ZM176 66V65H175ZM194 66V65H193ZM196 66V67H197ZM215 66V65H214ZM220 66V65H219ZM225 66V65H224ZM154 67V65H153ZM177 67V66H176ZM182 67V66H181ZM192 67V66H191ZM200 67V66H199ZM207 67V66H206ZM228 67V66H227ZM152 68V67H151ZM150 68V69H151ZM184 68V67H183ZM193 68V67H192ZM202 68V67H201ZM211 68V67H210ZM215 68V67H214ZM212 68V69H214ZM236 68V67H235ZM260 68V67H259ZM258 68V69H259ZM158 69V68H157ZM194 69V68H193ZM200 69V68H199ZM207 69V68H205ZM216 69V68H215ZM221 69V67H220ZM228 69V68H227ZM208 70L210 72V69L208 67ZM224 70V69H223ZM237 70V69H236ZM247 70V69H246ZM199 71V70H198ZM213 71V70H212ZM211 73H215L214 71ZM235 71V69L233 70ZM252 71V70H251ZM264 71V70H263ZM221 72V71H220ZM223 72V71H222ZM230 72V71H229ZM237 72V71H235ZM240 72V71H239ZM237 72V73H239ZM168 73V72H167ZM171 73V72H170ZM205 73V72H204ZM224 73V72H223ZM234 73V72H233ZM249 73V72H248ZM148 74V73H147ZM146 74V75H147ZM161 74V73H160ZM187 74V72H186ZM222 74V73H220ZM219 74V75H220ZM228 74V73H227ZM254 74V73H253ZM210 75V74H209ZM216 75V73H215ZM219 75H217L219 77ZM240 75V74H239ZM27 76V75H26ZM189 76V75H188ZM211 76H213L211 74ZM229 76V75H228ZM234 76V75H233ZM153 77V76H152ZM221 77V76H220ZM225 77V76H224ZM159 78V77H158ZM214 78V77H212ZM211 78V79H212ZM216 79H218L217 77H215ZM223 78V77H222ZM154 79V78H153ZM166 79V78H165ZM209 79V78H208ZM208 80L209 83H213V82H210V80ZM230 79V78H229ZM156 80V79H155ZM193 80V79H192ZM215 82L216 80L213 79ZM211 80V81H213ZM223 80V79H222ZM231 80V79H230ZM247 79H245L246 81ZM252 80V79H251ZM162 81V80H161ZM177 81V80H176ZM194 81H195V78H194ZM221 81V80H220ZM248 81V80H247ZM255 81V80H254ZM253 81V82H254ZM29 82V81H28ZM31 82V81H30ZM158 82V81H157ZM256 82V81H255ZM27 83V82H26ZM164 83V82H163ZM182 83V82H180ZM179 83V84H180ZM193 83V81H192ZM257 83V82H256ZM28 84V83H27ZM31 84V83H30ZM28 84V85H30ZM185 84V83H184ZM187 84V83H186ZM218 84V83H216ZM215 84V85H216ZM253 84V83H252ZM23 85V84H22ZM35 85V84H33ZM32 85V86H33ZM38 85V84H37ZM212 85V84H211ZM214 85V83H213ZM224 85V84H223ZM25 86V85H24ZM217 86V85H216ZM246 86V85H245ZM27 87V85L25 86ZM31 87V86H30ZM139 87V86H138ZM179 87V85L177 86V88ZM244 87V86H243ZM249 87V85H248ZM251 87V86H250ZM254 87V86H252ZM251 87V88H252ZM259 87V86H258ZM257 87V88H258ZM23 88V87H22ZM37 88V87H36ZM141 88V87H140ZM181 88V86H180ZM189 88V87H188ZM247 88V87H245ZM256 88V87H255ZM25 89V88H24ZM23 89V90H24ZM27 89V88H26ZM25 89V90H26ZM31 89V92H36L34 90ZM41 89L39 90L37 88V90L41 91ZM128 89V90H127ZM138 89V88H137ZM137 89L135 91H137ZM179 89V88H178ZM177 89V90H178ZM194 89H197L198 88H194ZM193 87H192V90L191 92L194 90ZM264 89V87H263ZM140 89H138L139 91ZM187 91V89H185ZM196 90V91H197ZM225 90V89H224ZM244 90V89H243ZM1 91H4L6 95V97H3ZM7 91V92H6ZM132 91V90H131ZM134 91V90H133ZM132 91V92H133ZM137 91V92H138ZM141 91V90H140ZM139 91V93H142V90L141 92ZM156 91V90H155ZM175 91V90H174ZM182 91V89H181ZM185 91V92H186ZM226 91V90H225ZM21 92V91H20ZM19 92V93H20ZM28 92V90H27ZM188 92V91H187ZM190 91L188 93H191ZM199 93L202 92V90L198 91ZM194 94L192 95V97H190V102H193L195 103V106L197 104H203L204 101H206V98L207 96L205 97V95L203 96L202 94ZM248 92V91H247ZM259 92V91H258ZM2 93V94H1ZM22 93V92H21ZM26 93V92H25ZM30 92H28L29 94ZM41 93V92H40ZM194 93V92H193ZM253 93V92H252ZM36 94V93H35ZM33 94V95H35ZM44 94V92H43ZM43 94H40L43 95ZM138 94V93H137ZM187 94V93H186ZM240 94V93H238ZM46 96V93L44 94ZM185 95V94H183ZM190 95V96H191ZM247 95V94H246ZM22 96V94H21ZM32 97V95H30ZM137 96V95H135ZM146 96V95H145ZM164 96H167V95H164ZM248 96V95H247ZM20 97V98H19ZM35 97V96H34ZM34 97L33 100H34ZM37 99L39 98L38 95H36ZM43 97V96H42ZM72 97V98H73ZM128 97V96H127ZM130 97H131V94H130ZM133 97V95H132ZM131 97V98H132ZM182 97V96H181ZM25 98V96H24ZM27 98V97H26ZM46 98V97H45ZM92 98L90 100H92ZM127 99V100H132V99ZM134 98V97H133ZM137 98V97H136ZM166 97H164L165 99ZM168 98V97H167ZM209 98V97H208ZM29 99V98H28ZM35 99V102L36 100ZM44 99V98H42ZM138 99H140V97H138ZM162 99V98H161ZM162 99L161 102L164 100ZM174 99V98H173ZM173 99L172 100V103H173ZM23 100V99H21ZM20 100V101H21ZM47 100H51V99H47ZM71 100V99H70ZM79 100V99H77ZM82 100H86V99H82ZM124 100V99H123ZM123 100H120V101H123ZM126 100V99H125ZM166 100V99H165ZM177 100V99H176ZM210 100V99H208ZM25 101V100H24ZM29 101H32V99H30ZM38 101V100H37ZM46 101V99L44 100ZM53 101V100H52ZM87 101H89L87 99ZM97 101L95 103H97ZM114 101V100H113ZM169 101V100H168ZM175 101V100H174ZM212 101V100H211ZM246 101V100H245ZM4 102V101H3ZM54 102V101H53ZM58 102V100L56 101ZM78 102V101H76ZM81 102V101H80ZM83 102V101H82ZM81 102V104H82ZM92 101H89L87 102L88 103V107L90 106ZM171 102V101H170ZM2 103V102H1ZM37 103V102H36ZM35 103V104H36ZM39 103V102H38ZM43 103V102H41ZM40 103V104H41ZM49 103V102H47ZM47 103H44L42 106H44L45 104ZM72 103V101L70 102ZM86 103V102H84ZM83 103V104H84ZM130 103V102H129ZM129 103L127 105H129ZM165 105L167 103V100L164 101ZM172 103H169V106H165V108H163L162 110V113H163V116L162 118L164 119V126H163V129H168L169 131V128L173 125H172V121L170 120L171 117L173 116V112L175 111V103L172 104ZM177 103V101H176ZM184 101L182 102H179L177 103V109L178 107H180L179 109H181V106L184 105ZM205 103V102H204ZM211 103V102H210ZM34 104V103H33ZM39 104V105H40ZM68 103H66L67 105ZM82 104V105H83ZM172 104V106L170 105ZM39 105H37V108L38 109H41V107H39ZM58 105V104H57ZM56 105V106H57ZM70 105V104H69ZM77 105V103H76ZM140 105V104H139ZM173 105L175 106L173 108ZM3 106V105H1ZM1 106H0V109H1ZM36 106V105H35ZM34 106V108H35ZM130 106V105H129ZM138 106V105H137ZM91 107V106H90ZM162 107V105H161ZM174 109L173 111H171L172 108ZM184 107V106H183ZM22 110L24 111L23 114L25 116V105H22L21 106ZM20 108V109H21ZM44 108V107H43ZM198 108V107H197ZM196 108V109H197ZM19 109V108H18ZM87 108H85L86 110ZM126 107L122 108L121 110H124L125 111ZM129 109V108H128ZM139 109H142V108H139ZM155 108H153L154 110ZM162 109V108H161ZM195 109V110H196ZM3 110V111H4ZM34 110L36 111L37 109H33L32 108V111L34 112ZM52 110V109H50ZM57 110V109H56ZM66 110V109H64ZM84 109L82 111H85ZM91 110V109H90ZM198 110V109H197ZM196 110V111H197ZM38 111H41V110H38ZM43 111V110H42ZM41 111V113H43ZM60 111V110H59ZM81 111V110H80ZM142 111V110H141ZM171 111V117L169 116V113ZM17 112V111H16ZM90 112V111H89ZM127 112V111H126ZM147 112V111H146ZM152 112V111H150ZM154 112V111H153ZM169 112V113H168ZM202 112V111H201ZM200 112V113H201ZM206 112V111H205ZM236 112V111H235ZM10 113V112H9ZM9 113L7 115H9ZM31 113V112H30ZM55 113V112H54ZM58 113V112H57ZM60 113V112H59ZM67 113V112H66ZM78 113V112H76ZM143 114H145L144 112H142ZM148 113V112H147ZM13 114V113H12ZM10 114V115H12ZM18 114V113H16ZM28 114V113H27ZM32 114V113H31ZM40 113H38V116H39ZM81 114V113H80ZM120 114V113H119ZM155 114V113H154ZM175 116L176 113H174ZM208 114V112H207ZM19 115V114H18ZM17 115V116H18ZM36 115V114H35ZM34 115V116H35ZM46 115V114H45ZM44 115V116H45ZM53 115V114H52ZM51 115V116H52ZM63 115V114H62ZM85 115V114H84ZM199 115V114H198ZM202 115V113H201ZM205 115V113H204ZM213 117H216L215 114H212ZM211 115V116H212ZM1 116V114H0ZM3 116V115H2ZM2 116L0 118H2ZM14 116V115H13ZM15 116V117H17ZM20 116H21V113H20ZM34 116L32 115H27V119H25L26 117L23 118V115L21 116L23 119H25L26 123H36V119H34ZM37 116V115H36ZM37 116V117H38ZM43 116V115H41ZM55 116V115H54ZM61 116V115H60ZM77 116V115H76ZM81 115H79L80 117ZM147 117L149 116L150 117V114L149 115H144V117ZM153 116V115H152ZM151 116V118H153ZM170 118H169V117ZM196 116V112H195V115ZM208 116V115H207ZM209 116V117H211ZM239 116V115H238ZM237 116V117H238ZM59 117V115H58ZM75 117V116H74ZM78 117V116H77ZM141 117V116H140ZM156 117V116H155ZM179 117V116H178ZM200 117V115H199ZM208 118L206 120L208 121H211V119H214V118ZM218 117V116H217ZM216 117V118H217ZM230 117V116H229ZM22 118L20 119L21 121H19V123L22 122V124L25 122L24 120H22ZM36 118V117H35ZM39 118V117H38ZM42 118V117H41ZM48 118V117H47ZM51 118V117H50ZM57 117L55 116V119ZM156 118H159V117H156ZM188 118V117H187ZM190 118V116H189ZM195 118V117H193ZM204 117H202L203 119ZM214 119V120H217V119ZM4 119H6L5 117V114H4ZM54 119V117H53ZM52 119V120H53ZM148 119V117H147ZM146 119V120H147ZM150 119V118H149ZM219 119V118H218ZM246 119V118H245ZM19 120V119H18ZM42 120V119H41ZM43 120L45 121L46 120V116L45 118H43ZM48 120V119H47ZM144 120V121H146ZM157 120V119H156ZM160 120V118L158 119V121ZM176 120V117L175 119H173V121ZM180 120V119H179ZM192 119L189 120L188 124H190ZM194 120V119H193ZM206 120L203 119L204 122H207ZM214 120H212L211 122L213 123ZM253 120V119H252ZM17 121V120H16ZM24 121V122H23ZM80 121V120H79ZM149 121V120H147ZM152 121V120H151ZM157 121V122H158ZM181 121V120H180ZM197 121V120H196ZM195 120L191 122V124L193 125L194 122H196ZM199 121V120H198ZM223 121V120H222ZM5 122V121H4ZM18 122V121H17ZM51 122V120H50ZM155 122V121H154ZM162 122V121H161ZM201 122V121H199ZM204 122H201V123H204ZM216 122V121H215ZM2 123V121L0 122ZM45 123V122H44ZM181 124V122H178V124ZM184 123V122H182ZM186 123V122H185ZM197 123V122H196ZM219 123V122H218ZM257 123V122H256ZM254 123V124H256ZM3 124V123H2ZM7 124V125H8ZM42 124V123H41ZM54 124V123H53ZM76 124V123H75ZM160 124V123H159ZM180 124L177 126V123L175 124L174 123V126H175V129L177 127L180 126ZM187 124V125H188ZM216 124V123H215ZM253 124V125H254ZM14 125V124H13ZM31 125V124H30ZM39 125V124H38ZM153 125V124H152ZM161 125V124H160ZM186 125V124H185ZM211 125V124H210ZM221 124H218V128L220 127ZM244 125V124H243ZM248 125V124H247ZM16 126V125H15ZM24 126V125H23ZM35 126V125H34ZM125 126V127H124ZM170 126V127H169ZM183 126V124L181 125ZM194 126V125H193ZM197 126V124H196ZM195 126V127H196ZM212 126V125H211ZM222 126H225L222 124ZM221 126V127H222ZM249 126V125H248ZM247 126V127H248ZM36 127V126H35ZM38 127V126H37ZM53 127V126H52ZM129 127V128H130ZM157 127V125H156ZM160 127V126H159ZM158 127V128H159ZM188 127V126H187ZM201 127V126H200ZM205 127V126H204ZM203 127V128H204ZM208 126H206L205 129H207ZM210 127V126H209ZM215 127V126H214ZM212 126V128H208V129H211V133L213 132V134L216 132V127L214 128ZM252 127V126H251ZM73 128V127H72ZM75 128V127H74ZM80 128V129H81ZM152 128H155L154 126ZM161 128V127H160ZM183 128V127H182ZM197 128V127H196ZM174 129V128H173ZM174 129V130H175ZM180 128L177 129V131L179 130ZM185 129V128H184ZM194 129V127H193ZM227 129V128H226ZM248 129V128H246ZM251 129V128H250ZM130 130V129H129ZM159 130H162V129H159ZM164 130V131H165ZM172 130V129H171ZM188 130V129H187ZM192 130V129H190ZM198 128L196 129L195 131V135H196V132H197ZM202 129H200L201 131ZM204 130V129H203ZM37 131V129L35 130ZM117 131L116 135L114 134L115 132ZM152 131V132H151ZM176 131V130H175ZM204 131H208V130H204ZM204 131H201V133L203 134ZM249 131V129H248ZM160 132V131H159ZM167 132V131H166ZM165 132V133H166ZM172 132V131H171ZM170 132V133H171ZM180 132V130H179ZM188 132V131H187ZM191 132V131H190ZM194 132V131H193ZM192 132V133H193ZM253 132V131H252ZM255 132V131H254ZM262 132V131H261ZM162 133V132H161ZM163 133L162 135L164 136ZM192 133H189V134H192ZM206 133V132H205ZM210 133V132H209ZM114 134V135H113ZM149 134V133H148ZM147 134V135H148ZM153 135L152 136V140H155L156 138L153 139ZM173 134V133H172ZM171 134V135H172ZM180 134V133H178ZM187 134V135H189ZM198 134V132H197ZM207 134V133H206ZM206 134H203V135H206ZM211 135L210 139H201L202 141H208V142H212V141H215L214 137L215 138H218L214 135ZM217 134V133H215ZM243 134V133H242ZM258 134V133H257ZM40 135V134H39ZM112 135V136H111ZM160 134H158L159 136ZM166 135H169L168 133ZM175 134H173L174 136ZM177 135V134H176ZM175 135V136H176ZM193 135V134H192ZM194 135V136H195ZM199 135V134H198ZM209 135V134H208ZM244 135V134H243ZM247 135V134H246ZM259 135V134H258ZM41 136V135H40ZM43 136V135H42ZM170 136V135H169ZM168 136V137H169ZM184 136V135H183ZM194 136H191L190 137H194ZM200 136H202L200 134ZM199 136V137H200ZM130 137V136H129ZM149 137V136H148ZM147 137V138H148ZM161 137V136H160ZM172 137V136H171ZM177 137V136H176ZM180 137V135L178 136V138ZM189 137V138H190ZM205 137V136H204ZM260 139L259 141H262L261 144H259V153L264 157V130H263V134L260 135ZM38 138V137H37ZM146 138V137H145ZM164 138V137H163ZM165 138H167L165 136ZM170 138V137H169ZM182 138V137H181ZM185 138H188L185 137ZM196 141H197V138L196 137ZM206 138V137H205ZM220 138V137H219ZM218 138V139H219ZM259 138V136H258ZM118 139V140H119ZM126 139V138H125ZM151 139V138H150ZM245 139V138H244ZM36 140V139H35ZM116 140V139H115ZM127 140V139H126ZM145 140V139H144ZM143 140V141H144ZM148 140V139H147ZM145 140V141H147ZM157 140V139H156ZM164 140V139H163ZM171 140H173L171 138ZM181 140V139H180ZM184 138H183V143H184ZM25 141V140H24ZM37 141V140H36ZM114 141V140H113ZM159 141V140H158ZM156 142L154 141V143H158L159 142ZM189 141V139H188ZM190 141H191V138H190ZM199 141V140H198ZM257 141V140H256ZM23 142V141H21ZM28 142V141H27ZM30 142V141H29ZM28 142V143H29ZM39 142V141H38ZM110 142V143H109ZM120 142V141H119ZM118 142V143H119ZM152 142V141H151ZM161 142V140H160ZM166 142V139L165 141ZM169 142V141H168ZM177 142V141H176ZM192 142V141H191ZM201 142V141H200ZM258 142V141H257ZM256 142V143H257ZM27 143V144H28ZM36 143V142H35ZM117 143V144H118ZM122 143V141H121ZM144 143V142H143ZM143 146H145V144H143ZM146 143V142H145ZM150 143V142H149ZM162 143V142H161ZM179 143V142H177ZM181 143V141H180ZM187 143V141L185 142ZM190 143V142H189ZM217 143V142H216ZM246 143V142H245ZM116 144V143H115ZM126 143H124L125 145ZM133 144V143H131ZM135 144V142H134ZM147 144V143H146ZM151 144V143H150ZM153 144V142H152ZM151 144V145H152ZM154 144V145H155ZM164 144V143H162ZM166 144V143H165ZM173 144V143H172ZM175 144V143H174ZM195 144H198L199 143H195ZM218 144V143H217ZM249 144V143H247ZM246 144V146H248ZM252 144V143H251ZM255 144V143H254ZM253 144V145H254ZM33 144H31L32 146ZM38 145V143H37ZM114 145V144H113ZM194 145V144H193ZM203 145H208V143L205 142V144ZM202 145V146H203ZM220 145V144H218ZM226 144H224L225 146ZM241 145V144H240ZM245 146V144H243ZM258 145V143H257ZM255 145V146H257ZM27 146V145H25ZM112 146V144H111ZM118 146V145H117ZM158 146V145H157ZM160 146V144H159ZM159 146H158V149H159ZM162 146V145H161ZM165 146V145H164ZM168 146V145H167ZM189 146H191V144H189ZM212 146V145H210ZM210 146L208 147V149L210 150ZM228 145H226L227 147ZM244 146H243V149H244ZM24 147V148H23ZM39 147V146H38ZM58 147V146H57ZM99 147V146H98ZM104 147H107V146H104ZM114 148L116 146H113ZM138 147V146H137ZM136 147V148H137ZM156 147V145L154 146ZM169 147L170 146V143H169ZM175 147V146H174ZM180 147V146H179ZM184 147V146H183ZM192 147V146H191ZM199 147V146H198ZM197 147V148H198ZM207 147V146H206ZM225 147V149H226ZM229 147V146H228ZM231 147V146H230ZM229 147V148H230ZM234 147H242V146H239V144L237 146H234ZM233 147V148H234ZM251 147V146H250ZM253 147V146H252ZM258 147V146H257ZM32 149L34 147H31ZM102 148V147H100ZM117 148V147H116ZM135 148V149H136ZM177 148V147H176ZM196 148V147H195ZM204 148V147H202ZM232 148V147H231ZM230 148V149H231ZM232 148V149H233ZM31 149V150H32ZM35 149V148H34ZM95 149V147H94ZM150 149V147H149ZM157 149V150H158ZM166 149V148H165ZM193 149V147H192ZM201 149V148H200ZM207 149V148H205ZM231 150H228L226 149V151L230 152L232 151ZM242 149V148H241ZM242 149V150H243ZM28 150V149H27ZM142 150V149H141ZM148 150V149H147ZM219 150V149H218ZM234 150V149H233ZM236 150V149H235ZM239 150V148H238ZM247 150V149H246ZM255 150V148H254ZM33 151V150H32ZM85 151V150H84ZM91 151V150H89ZM145 151V150H144ZM150 151V150H149ZM152 151V150H151ZM190 151V150H189ZM208 151V150H207ZM215 151V149H214ZM224 151V150H223ZM225 151V152H226ZM237 151V150H236ZM253 151V149H252ZM257 151V150H255ZM31 152V151H30ZM37 152V151H36ZM57 152V150H56ZM88 152V151H87ZM173 152V151H172ZM183 152V150H182ZM181 152V153H182ZM216 152H218L216 150ZM238 152V151H237ZM249 152V151H248ZM247 152V153H248ZM39 153V152H38ZM152 153V152H150ZM149 153V154H150ZM164 153V151H163ZM185 153V152H184ZM219 153V152H218ZM217 153V154H218ZM239 153V152H238ZM243 153H245V151H243ZM250 153V152H249ZM252 153V152H251ZM258 153V154H259ZM83 154V152H82ZM148 154V153H147ZM157 154V153H156ZM178 154V153H177ZM210 154H211V151H210ZM235 154V153H234ZM241 154V153H240ZM246 154V153H245ZM259 154V155H260ZM53 155V154H52ZM159 155V154H158ZM162 155V154H161ZM166 155V154H165ZM212 155V154H211ZM251 155V154H250ZM249 155V156H250ZM256 155V154H255ZM260 155V156H261ZM46 156V155H45ZM78 156V155H77ZM87 155L86 154H83V157H86ZM216 156V155H215ZM219 156V154H218ZM147 157V156H146ZM152 157V156H151ZM224 157V156H223ZM38 158V157H36ZM51 158V157H50ZM89 158V157H88ZM217 158V157H216ZM78 159V158H77ZM39 160V159H38ZM53 160V158H52ZM206 160V159H205ZM218 160V159H217ZM46 161V160H45ZM183 161V160H182ZM185 161V160H184ZM188 161V160H187ZM198 161V160H197ZM203 161V160H202ZM44 162V161H43ZM193 162V161H192ZM221 162V161H220ZM230 162V161H229ZM41 163V161H40ZM88 163V162H87ZM85 163V164H87ZM178 163H180V161L178 160ZM184 163H188V162H183L182 164L180 163V165L184 166ZM153 164V163H152ZM177 164V163H175ZM185 164V165H186ZM190 164V163H189ZM196 164V163H195ZM194 164V165H195ZM200 164V163H199ZM179 165V164H178ZM177 165V166H178ZM201 165V164H200ZM205 165V164H204ZM208 165V164H206ZM43 166V165H42ZM45 166V165H44ZM88 166V165H87ZM175 166V165H174ZM182 166H180L181 168L179 169H182ZM190 166V165H189ZM193 166V165H192ZM168 167V166H167ZM173 167V165H172ZM187 167V166H186ZM86 168V167H85ZM90 167H87V169H89ZM155 168V167H154ZM171 168V166H170ZM175 168H178V167H175ZM173 168V169H175ZM193 168V167H192ZM197 168V167H195ZM200 168V166L198 167ZM214 168V167H213ZM43 169V167H42ZM41 169V170H42ZM44 169H48V168H44ZM75 169V168H74ZM83 169V168H82ZM87 169L85 170H81L79 171L80 175L82 174L84 176V187L86 188H89L91 183V176L90 174H88L87 172ZM95 169V168H94ZM169 169V168H168ZM184 169V168H183ZM191 169V168H190ZM194 169V168H193ZM49 170V169H48ZM55 170V169H54ZM76 170V169H75ZM74 170V171H75ZM172 170V169H171ZM187 170V169H186ZM189 170V169H188ZM192 170V169H191ZM56 171V170H55ZM94 171V170H93ZM149 171V170H148ZM154 171V170H153ZM153 171L150 173V174H153ZM156 171V169H155ZM159 171V169H158ZM162 171V167L159 171V173H155V176L158 174H160V172ZM165 171V169H164ZM162 171V172H164ZM168 170H166V174L168 173L169 175L171 174L170 172H167ZM176 171V170H175ZM175 171L172 172V174L174 175L175 174ZM184 171V170H182ZM190 171V170H189ZM195 171V170H194ZM193 171V172H194ZM216 171V170H215ZM39 172L41 173V175H39ZM49 172V171H47ZM160 174V177L158 176V183L154 182V186L156 184H160L162 183L160 180L163 178V174L165 175V172ZM178 172V170L176 171ZM213 172V171H212ZM234 172V171H233ZM232 172L231 169L229 170H226L225 174H227V176L229 175V177L231 178L232 176L234 177V173ZM76 174H79L77 173V171L75 172ZM88 175H87V174ZM187 173V172H186ZM190 173V172H189ZM217 173V172H216ZM117 174V173H116ZM180 174V173H178ZM176 174V175H178ZM192 174V173H191ZM196 174V173H195ZM236 174V172H235ZM154 175V174H153ZM169 175H167V177H169ZM175 175V176H176ZM185 175V174H184ZM199 175V174H198ZM210 175V174H209ZM231 175V176H230ZM41 176V178H40ZM72 176V177H71ZM79 176V175H78ZM82 176V177H83ZM152 176V175H151ZM179 176V175H178ZM221 176V175H220ZM153 177V176H152ZM151 177V178H152ZM171 177V176H170ZM169 177V178H170ZM191 177V176H190ZM200 177V176H199ZM197 177V178H199ZM201 177H202V174H201ZM251 177V176H250ZM254 177V176H253ZM43 178V179H42ZM76 178V176H75ZM81 179V176L79 177ZM136 178V177H135ZM143 178V177H142ZM165 179H167L166 177H164ZM163 178V179H164ZM168 178V179H169ZM172 178V177H171ZM171 178L169 180H171ZM177 178V176H176ZM193 178V177H192ZM212 178V177H211ZM215 178V177H214ZM228 178V177H227ZM229 178V179H230ZM134 179V178H133ZM141 179V178H140ZM148 178H144L143 181L147 182ZM157 179V177L155 178ZM154 179V180H155ZM160 179V180H159ZM162 179V180H163ZM167 179V180H168ZM180 179H182V177H180ZM205 179V178H204ZM206 179H209V178H206ZM221 179V178H220ZM228 179V180H229ZM247 179V178H246ZM255 179V178H254ZM257 179V178H256ZM79 180V179H78ZM139 180V179H138ZM153 180V179H151ZM174 180V179H172ZM191 180V186H186L187 184H185V188L188 187L187 189L190 190V188L193 185L192 183V179ZM195 180V178H194ZM211 180V179H210ZM223 181V179H221ZM232 180H234V178H232ZM245 180V179H244ZM73 181V180H72ZM156 181V180H155ZM160 181V182H159ZM175 181V180H174ZM184 181H187V180H184ZM198 180H196L197 182ZM213 181V179H212ZM238 181V180H237ZM241 181V180H240ZM248 181V179H247ZM251 180H249L248 182H250ZM253 179H252V182H250L251 184H249L248 182V186L250 185H253ZM256 181V180H255ZM264 181V180H263ZM145 182H142L141 181V184L142 183H145ZM149 182V181H148ZM164 182V180H163ZM194 182V183H196ZM201 182V181H200ZM211 182V181H210ZM221 182V181H220ZM224 182V181H223ZM223 182H222V185H223ZM226 182V181H225ZM63 183V182H62ZM76 183V182H75ZM81 183V182H80ZM128 183V182H127ZM140 183V182H139ZM138 183V184H139ZM151 183V182H150ZM171 183V182H170ZM212 183V182H211ZM219 182H217L218 184ZM263 183V182H262ZM65 184V183H64ZM73 184V186H72ZM189 184V183H188ZM200 184V183H199ZM216 184V185H217ZM245 184H246V180H245ZM148 185V184H147ZM147 185H144L142 186V189H144L143 187H148ZM165 185H168V184H165ZM184 185V184H183ZM197 185V184H196ZM214 185V183H213ZM225 185V184H224ZM223 185V186H224ZM243 185H244V182H243ZM65 186V185H64ZM82 187V185H80ZM150 186V185H149ZM163 186V185H162ZM200 186V185H197V187ZM208 186V184H207ZM212 186V185H211ZM220 186V189H221V185H218ZM222 186V187H223ZM231 186V185H230ZM256 186V185H255ZM68 187V188H69ZM158 187V186H157ZM190 187V188H189ZM209 187V186H208ZM207 187V188H208ZM69 188V189H70ZM130 188V187H128ZM134 188V187H133ZM151 188V187H150ZM204 189V187H202ZM213 188V187H212ZM215 188V187H214ZM227 188V187H225ZM256 188V187H255ZM70 189V190H71ZM72 189V190H73ZM85 189V188H84ZM82 189V190H84ZM124 189V188H123ZM161 189V187H160ZM192 189H194L192 187ZM202 189V190H203ZM211 189V188H210ZM219 189V187H218ZM219 189V190H220ZM224 189V188H223ZM88 190V189H87ZM86 190V191H87ZM133 190V189H132ZM131 190V191H132ZM155 191L157 189H154ZM163 190V188H162ZM196 190V188H195ZM207 190V189H205ZM215 190H217L215 188ZM213 189V191H215ZM218 190V191H219ZM225 190V189H224ZM239 190H240V186H239ZM238 190V191H239ZM243 190V189H242ZM60 191V190H59ZM64 192V189L61 190ZM66 191V196L68 195L69 191L67 192ZM109 191V190H108ZM108 191L106 193H108ZM112 191V190H111ZM138 192H140V190L138 189L137 190ZM144 191V190H143ZM191 191V190H190ZM236 191V190H235ZM236 191V193L238 192ZM88 192V191H87ZM195 192V191H194ZM199 192V191H198ZM221 192H223L221 190ZM240 192V191H239ZM257 194H254V195H257L256 197V201L254 202H257L260 207L263 208L264 210V185H257V190L255 191ZM61 193V192H60ZM153 193V192H151ZM210 193V192H209ZM213 193V192H212ZM217 193V192H216ZM228 193V192H227ZM231 193V192H230ZM235 193V194H236ZM254 193V191H253ZM62 194H65L62 193ZM70 194V193H69ZM85 194V193H84ZM83 194V195H84ZM201 194V193H200ZM234 194V195H235ZM14 195V194H13ZM12 195V196H13ZM88 195V194H87ZM213 195V194H212ZM232 195V194H231ZM233 195V196H234ZM251 195V194H250ZM253 195V196H254ZM65 196V201H67V199L69 198V196L66 197ZM86 196V194H85ZM115 196V195H114ZM196 196V195H195ZM206 196V195H205ZM215 196V195H214ZM57 197V196H56ZM72 197V196H71ZM110 197V195H109ZM188 197V196H187ZM200 197V196H199ZM216 197H218V195H216ZM107 198V197H106ZM118 198V197H117ZM184 198V197H183ZM186 198V197H185ZM44 199V201H45ZM64 199V197H63ZM62 199V200H63ZM73 199L75 200L76 198H72V200H70V202H73ZM110 199V198H109ZM218 198H216L217 200ZM226 199V198H225ZM13 200V199H12ZM39 200V199H38ZM42 200V199H41ZM82 200H85V199H82ZM224 200V199H223ZM76 201V200H75ZM184 201V200H183ZM219 201V200H217ZM228 201V200H227ZM251 201V199H250ZM64 202V200H63ZM69 202V201H67ZM86 202V201H85ZM186 202V201H185ZM16 203V202H15ZM38 203V202H37ZM44 203V202H43ZM75 202H73V205L72 206H76V204H74ZM214 203V202H213ZM70 204V203H69ZM68 204V205H69ZM253 204V203H252ZM20 205V204H19ZM41 205V204H40ZM63 205V204H61ZM80 205V204H79ZM186 205V204H185ZM209 205V204H208ZM246 205V204H245ZM67 206V205H66ZM238 206V205H237ZM38 207V206H37ZM116 207V206H115ZM32 208V206H31ZM66 208V207H65ZM65 208H64V211H65ZM177 208V207H176ZM261 208V209H262ZM5 209V210H6ZM34 209V208H32ZM44 209V208H43ZM180 209V208H179ZM256 209V208H254ZM260 209V210H261ZM3 210V211H5ZM41 210V209H40ZM67 210V209H66ZM201 210V209H200ZM63 211V212H64ZM179 211V210H178ZM204 211V210H203ZM247 211V210H246ZM40 212V211H39ZM60 212V211H59ZM62 212V210H61ZM66 212V211H65ZM68 212V211H67ZM104 212V211H103ZM177 212V211H176ZM4 213V212H3ZM36 213V212H35ZM149 213V212H147ZM173 213V212H171ZM178 213V212H177ZM209 213V212H208ZM247 213V212H246ZM261 213V212H259ZM21 215V216H18V215ZM144 214V213H143ZM146 214V213H145ZM248 214V213H247ZM262 214L263 211H262ZM149 215V214H147ZM155 216V215H154ZM153 216V217H154ZM172 216V215H171ZM212 216V215H211ZM145 217V216H144ZM150 218H153L151 216H148ZM214 217V216H213ZM216 217V216H215ZM202 218V216H201ZM264 218V217H263ZM68 219V220H66ZM87 219V218H86ZM158 219V217H157ZM135 220V219H134ZM143 220V219H142ZM155 220V219H153ZM168 220V219H167ZM202 220V219H201ZM200 220V222H201ZM156 221V220H155ZM158 221V220H157ZM15 222H19L20 223H23L24 226H16L14 227L13 224ZM154 222V221H152ZM160 222V221H159ZM181 222V221H180ZM199 222V221H198ZM210 222V221H209ZM115 223V222H114ZM134 223V222H133ZM55 224V226H54ZM99 225V224H98ZM142 225V224H141ZM193 225V224H192ZM93 226V225H92ZM154 226V225H153ZM199 226V225H198ZM197 226V227H198ZM215 226V225H214ZM185 227V226H184ZM187 227V226H186ZM190 227V226H189ZM196 227V226H195ZM201 227H202V224H201ZM99 228V226H98ZM147 228V227H146ZM238 228V227H237ZM263 228V227H262ZM260 229V228H259ZM78 230V229H77ZM92 230V229H91ZM202 230V229H201ZM195 231V230H194ZM200 231V230H199ZM214 231V230H213ZM258 231V230H257ZM109 232V231H108ZM203 232V231H202ZM90 233V231H89ZM93 233V232H92ZM263 233V232H261ZM150 234V233H149ZM168 234V233H167ZM202 234V233H201ZM209 234V232H208ZM3 235L2 234V238L0 240L3 239ZM172 236V235H171ZM204 236V235H203ZM178 237V236H177ZM189 237V236H188ZM192 237V236H190ZM194 237V236H193ZM89 239V237H87ZM207 238V237H206ZM253 238V236H252ZM189 239V238H188ZM196 239V238H195ZM43 240V239H42ZM56 240V241H57ZM169 240V239H168ZM175 240V239H174ZM178 240V239H177ZM198 240V239H197ZM55 241V242H56ZM156 241V240H155ZM173 241V240H172ZM179 241V240H178ZM200 241V240H199ZM42 242V241H41ZM81 242V241H80ZM149 242V241H148ZM58 243V242H57ZM63 243V242H61ZM101 243V242H100ZM155 243V242H154ZM177 243V242H176ZM179 243V242H178ZM201 243V242H200ZM6 244V243H5ZM25 244V243H24ZM34 244V243H33ZM32 244V245H33ZM118 244V243H117ZM150 244V243H149ZM170 244V242H169ZM202 244V243H201ZM30 245V246H32ZM95 245V244H94ZM142 245V244H141ZM154 245V244H152ZM163 245V244H162ZM177 245V244H176ZM35 246V245H33ZM55 246V245H54ZM68 246V245H67ZM108 246V245H107ZM195 246V244H194ZM41 247V246H40ZM230 247V246H229ZM16 248V247H15ZM15 248H13V250H15ZM39 248V247H38ZM115 248V247H114ZM113 248V249H114ZM138 248V247H137ZM151 248V246H150ZM160 248V247H159ZM162 248V247H161ZM176 248V247H175ZM188 248V247H186ZM190 248V247H189ZM51 249V248H50ZM147 249V248H146ZM154 249V248H153ZM165 249H166V246H165ZM192 249V248H191ZM34 250V247H31V250L32 251ZM118 250V249H117ZM115 251V250H114ZM157 251V250H156ZM155 251V252H156ZM12 252V251H11ZM23 252V251H22ZM120 252V251H119ZM158 252V251H157ZM182 252V251H181ZM241 252V251H240ZM28 253V252H27ZM30 253V252H29ZM40 253V252H39ZM69 253V252H68ZM75 253V252H74ZM89 253V252H88ZM175 253V252H174ZM22 254V253H21ZM38 254V253H37ZM151 254V253H150ZM10 255V254H9ZM15 255V254H14ZM14 255L11 256H8V255H5L4 252L2 251V247H1V242H0V263L1 264H16L17 262H19V264H28L27 261L25 262H21V261H18V259H20V255L16 257L15 260H12L13 257H15ZM67 256V255H66ZM91 256V255H90ZM101 256V255H100ZM125 256V254H124ZM163 256V255H162ZM169 256V255H168ZM173 256V255H172ZM224 256V255H223ZM34 256H32L31 259H33ZM110 257V256H109ZM108 257V258H109ZM35 258V257H34ZM160 258V257H159ZM118 259V258H117ZM120 259V258H119ZM131 259V258H130ZM189 259V258H188ZM23 260V259H22ZM41 260V259H40ZM128 260V259H127ZM144 260V259H143ZM255 260V259H254ZM15 261V262H13ZM190 261V260H189ZM116 262V261H115ZM143 262V261H142ZM158 262V261H157ZM166 262V261H165ZM242 262V261H241ZM249 262V261H248ZM30 263V262H29ZM119 263V262H118ZM164 263V262H163ZM182 263V262H181ZM137 264V263H136ZM141 264V263H140ZM146 264V263H145ZM156 264V263H155ZM159 264V263H158Z\"/></svg>",
	"mask_w": 264,
	"mask_h": 264
}]
</instances>
